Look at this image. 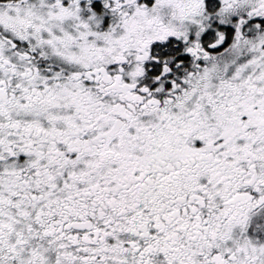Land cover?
Returning a JSON list of instances; mask_svg holds the SVG:
<instances>
[{
	"label": "snow or ice",
	"instance_id": "1",
	"mask_svg": "<svg viewBox=\"0 0 264 264\" xmlns=\"http://www.w3.org/2000/svg\"><path fill=\"white\" fill-rule=\"evenodd\" d=\"M0 264H264V0H0Z\"/></svg>",
	"mask_w": 264,
	"mask_h": 264
}]
</instances>
